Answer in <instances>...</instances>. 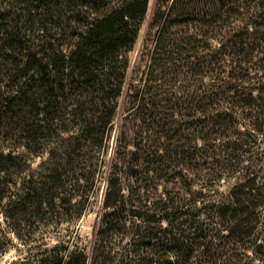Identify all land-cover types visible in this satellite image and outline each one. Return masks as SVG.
<instances>
[{"label": "trees", "instance_id": "1", "mask_svg": "<svg viewBox=\"0 0 264 264\" xmlns=\"http://www.w3.org/2000/svg\"><path fill=\"white\" fill-rule=\"evenodd\" d=\"M149 2L0 0V120L46 155L9 193L0 149L3 215L79 216L101 173L91 249L37 264H264V0H156L133 66Z\"/></svg>", "mask_w": 264, "mask_h": 264}, {"label": "rangeland", "instance_id": "2", "mask_svg": "<svg viewBox=\"0 0 264 264\" xmlns=\"http://www.w3.org/2000/svg\"><path fill=\"white\" fill-rule=\"evenodd\" d=\"M155 1L150 0L149 2L139 37L134 50L130 54L133 66L140 61V56L146 45ZM13 86L14 83L5 79L0 83V92L6 93ZM23 125L20 120L13 122L6 118L3 121L0 120V149L23 153L26 158L25 163L17 168H12L7 174L9 193L20 190L24 179H29L30 175H34V179L45 176L44 173L38 171V165L46 155L30 156V152L28 154L20 145L24 135ZM113 144L114 139L110 141L109 153L112 152ZM105 185L104 177L101 173L98 174L96 185L89 192L87 201L81 206L83 210L79 216H77L74 207L65 206L36 219L31 218V224L28 225V216H19L18 214L17 217L21 219V222L8 221L3 215V209L0 207V251H2L0 252V264H37L42 253L53 249L55 246H58L63 255H67L74 246H79L87 251L90 250L100 221Z\"/></svg>", "mask_w": 264, "mask_h": 264}]
</instances>
